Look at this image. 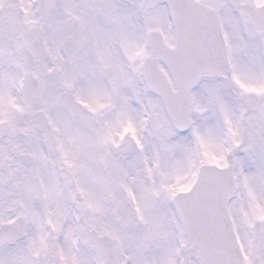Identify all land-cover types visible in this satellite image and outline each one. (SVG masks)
Masks as SVG:
<instances>
[{"label": "snow or ice", "instance_id": "obj_1", "mask_svg": "<svg viewBox=\"0 0 264 264\" xmlns=\"http://www.w3.org/2000/svg\"><path fill=\"white\" fill-rule=\"evenodd\" d=\"M0 264H264V0H0Z\"/></svg>", "mask_w": 264, "mask_h": 264}]
</instances>
